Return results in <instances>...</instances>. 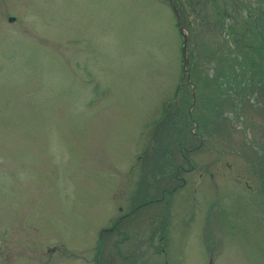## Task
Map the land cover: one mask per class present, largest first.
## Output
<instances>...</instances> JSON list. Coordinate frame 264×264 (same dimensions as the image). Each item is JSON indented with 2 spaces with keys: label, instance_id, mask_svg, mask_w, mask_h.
Returning a JSON list of instances; mask_svg holds the SVG:
<instances>
[{
  "label": "rangeland",
  "instance_id": "rangeland-1",
  "mask_svg": "<svg viewBox=\"0 0 264 264\" xmlns=\"http://www.w3.org/2000/svg\"><path fill=\"white\" fill-rule=\"evenodd\" d=\"M222 9L183 70L171 0H0V264H264V0Z\"/></svg>",
  "mask_w": 264,
  "mask_h": 264
},
{
  "label": "flooded vegetation",
  "instance_id": "flooded-vegetation-1",
  "mask_svg": "<svg viewBox=\"0 0 264 264\" xmlns=\"http://www.w3.org/2000/svg\"><path fill=\"white\" fill-rule=\"evenodd\" d=\"M172 1H173V3H175V0H172ZM204 2H205V0H200V6H199V8H202L203 7ZM96 247L98 249V246H96Z\"/></svg>",
  "mask_w": 264,
  "mask_h": 264
},
{
  "label": "trees",
  "instance_id": "trees-1",
  "mask_svg": "<svg viewBox=\"0 0 264 264\" xmlns=\"http://www.w3.org/2000/svg\"><path fill=\"white\" fill-rule=\"evenodd\" d=\"M260 46H261V45H260ZM260 46H259V47H260ZM245 72H248V70H245ZM263 74H264V70H263V72H262V75H263ZM228 81H229V78L226 79V82H228ZM223 103H225V102H223Z\"/></svg>",
  "mask_w": 264,
  "mask_h": 264
},
{
  "label": "water",
  "instance_id": "water-1",
  "mask_svg": "<svg viewBox=\"0 0 264 264\" xmlns=\"http://www.w3.org/2000/svg\"><path fill=\"white\" fill-rule=\"evenodd\" d=\"M12 19H13V17H9V18H8V20H12Z\"/></svg>",
  "mask_w": 264,
  "mask_h": 264
}]
</instances>
